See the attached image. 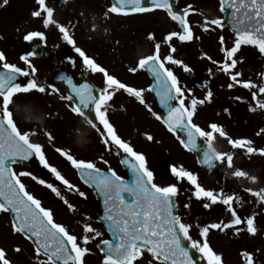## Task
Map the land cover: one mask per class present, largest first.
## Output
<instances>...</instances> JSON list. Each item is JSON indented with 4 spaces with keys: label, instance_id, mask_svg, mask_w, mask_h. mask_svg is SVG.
I'll return each mask as SVG.
<instances>
[{
    "label": "snow or ice",
    "instance_id": "obj_1",
    "mask_svg": "<svg viewBox=\"0 0 264 264\" xmlns=\"http://www.w3.org/2000/svg\"><path fill=\"white\" fill-rule=\"evenodd\" d=\"M9 0H2L0 7L7 5ZM36 8L31 12L33 18H39L43 27L47 29L54 26L60 33V39L71 46L80 57L86 72L101 73L102 86L95 88L88 83L75 84L70 77L60 76L67 85L68 94H64L54 84L39 82L35 77L36 67L29 57L35 56L34 51L20 56L26 65L21 68L16 64L7 62L5 53L0 51V214L10 217L9 227L13 235H19L29 241L32 247V258L35 264H87L86 257L91 253L87 245L102 237L89 223H83L82 235L73 234L69 229L56 222L54 213L45 207L42 201L32 192H29L21 177H31L33 181L49 189L58 197L70 212L76 211L53 184L41 179L29 171L16 172L13 165L29 161L35 157L39 164L55 178L67 191L86 197V193L73 185L61 172L51 165L43 151L42 144L33 142L31 137L35 131H21L15 120L11 106L15 104L18 95H31L40 93L45 96H58L60 101H67V107L74 115L83 118L84 122L100 134V142L106 151L114 146L119 152L125 154L120 163L125 165L132 173V180L125 181L111 167L102 171L91 160L77 159L69 151L56 148L70 166L76 170L81 180L89 188L103 198L104 215L100 218L104 226L111 233L113 239H99L96 247L103 254L100 264H193L189 249H195L206 264H224L222 255L210 246L208 236L211 230L225 232L233 230V235L246 232L254 237L259 234L256 223L257 212L242 217L238 208L244 206L245 200L238 193H225L223 189L215 191L204 188L197 176L183 167L170 166V173L177 181L187 180L191 185L192 197L198 201H206L203 207L208 209L211 205L225 206L230 218L227 222H212L204 226L197 225L200 239H193L192 225L185 223L182 216L177 213L175 198L178 195L176 184L160 185L155 182L153 171L148 167L146 156L127 141L122 139L116 128L110 122L108 112L112 107L117 93L126 94L129 98L143 106L164 128L176 136L180 145L187 151L199 154L198 163L213 168L217 162L226 164L230 175L236 180H247L252 184L258 182L255 175L235 166L234 156L236 150H241L249 159L253 155L264 157V147H255L254 141L248 138H232L228 136L222 125L210 122L207 127H201L196 122L199 108L211 104L214 93L209 86V80H204L201 87L207 89L202 98L193 94L191 88L181 83L175 72L168 65H174L185 73L194 70L174 53L177 49L173 41L181 44L191 43L201 39L193 29L190 16L195 14L203 17L198 24L202 32H212L216 29L223 31L224 20L221 17H209L206 13L194 7L191 3L177 9L174 0H114L102 15L107 21L112 15L128 17L130 15H143L162 11L176 26L163 35L162 40L155 41L153 33L149 32L147 39L153 41V50L148 55H141L135 66L128 68L130 73L146 69L153 78V83L146 89L137 88L121 81L110 74L94 58L88 56L83 49L76 45V41L69 26L60 24L54 18V8L48 6L46 0H34ZM219 11L224 13L231 10L227 21L232 32L231 41H226L223 35L218 36L219 51L223 54L221 60L213 59L207 53H201L205 59L215 66V72L227 77L226 88L233 90L237 87L246 89L251 96L249 111L264 110V72L259 73L260 83L252 79H244L243 71L238 70L239 65L245 62L241 55L245 47L255 49L260 58H264V0H219ZM95 19V18H94ZM71 25V22H70ZM71 27H75L71 25ZM96 25L93 24V28ZM34 38L45 41V34L41 31H29L23 36L25 42ZM162 45L168 49L167 55L161 54ZM69 63L75 64L71 57L66 58ZM213 68L207 69L209 79L215 75ZM18 77H25L26 82H18ZM225 87V85H221ZM145 92L154 93L164 115L153 110L147 103ZM234 101L244 102V98L235 95ZM121 110L126 111L123 105ZM223 112L231 115L229 108ZM94 113V116L92 115ZM220 113H217L219 115ZM100 125L103 129H100ZM183 133V137L177 132ZM48 140L53 137L44 130ZM257 136L264 135V127L256 132ZM219 138L227 141L232 151L218 150L216 144ZM146 140L160 143L147 134ZM202 142V143H201ZM101 162L108 161L100 157ZM250 199L248 203L258 205L264 212V187H243ZM123 193L131 198L126 200ZM185 209L189 203L183 205ZM85 220L88 217L84 218ZM187 242V243H185ZM21 254L23 248L17 244L11 249ZM256 249L255 253H260ZM244 264H257L255 254L249 251L240 253ZM0 264H13L5 247H0Z\"/></svg>",
    "mask_w": 264,
    "mask_h": 264
},
{
    "label": "flooded vegetation",
    "instance_id": "obj_2",
    "mask_svg": "<svg viewBox=\"0 0 264 264\" xmlns=\"http://www.w3.org/2000/svg\"><path fill=\"white\" fill-rule=\"evenodd\" d=\"M15 1L17 3L15 9L6 8L7 5L0 7V51L5 53L7 62L26 68V65L20 60V56L34 51L36 55L29 57V60L37 69L35 78L39 82L45 85L54 84L64 94H68V90L64 81L58 79L62 75L70 77L73 83L77 85L88 83L95 88L102 86L103 75L86 72L80 57L71 46L60 39V33L54 26L45 29L39 18L31 16V12L36 8L34 0ZM0 2L2 3V0ZM113 2L114 0H46L48 6L55 10V20L70 27L76 45L83 49L88 56L94 58L110 74L118 77L121 81L137 88L146 89L153 83L148 71L140 69L133 74L128 71V68L135 66L141 55H148L152 52L153 41L147 39L149 32L154 34L156 42L162 40L164 34L157 30V16L160 15L163 19L167 16L162 11H156L128 17L112 15L107 21H103L104 11ZM189 3L206 13L203 9L204 0H174V6L177 9ZM196 16L203 19L201 16ZM70 22L75 27H71ZM171 23L173 29L176 30V25ZM93 24L96 25L95 28H93ZM29 31L44 32L45 41L34 38L30 42H25L23 36ZM161 54H168L166 45H162ZM67 57L73 58L74 66L68 62ZM208 63L203 65L207 69L210 67ZM168 66L170 67V65ZM174 72L181 83L188 88L187 80L182 79L179 71L175 70ZM26 79L25 77H18V82L24 83ZM145 99L153 107V110L157 111L152 100V93L145 92ZM110 103L112 104L108 112L110 122L122 139L146 156L148 167L154 173L155 182L160 185H177L178 195L175 198L177 212L182 216L185 223L193 226L191 229L193 239H200L197 225L204 226L212 222H227L230 214L227 213L222 204L211 205L205 209L203 203L206 201H198L192 197L191 185L187 180L177 181L170 173V166L183 167L185 170L191 171L206 189L215 191L223 189L225 193L235 192L244 198V206L238 208V212L242 217L251 214L253 211L258 213L256 223L259 234L251 237L246 232L233 235L231 229L225 232L211 230L208 240L213 250L222 255L224 264H244L240 255L242 251L253 252L257 264H264V212L260 211L258 205L248 203V200L254 198L242 191L245 186L264 187V170L255 171L254 169L259 164L264 167V159L259 155H253L249 159L241 150H236L235 166L258 178V182L255 184L247 180L238 181L229 174L231 170L226 167V164L218 162L217 167L213 169L198 166L195 157L184 150L178 140L143 106L126 94L117 93ZM67 104V101H60L58 96L32 93L31 95H18L15 98V104L11 106V110L18 128L21 131L36 132V135H33L31 139L33 142L42 144L48 162L55 166L73 185L85 192L86 197H80L76 193L67 191L65 186L56 181L35 157L29 161L13 165V169L16 172H32L37 177L53 183L62 195L74 205L76 211L70 212L67 206L49 189L37 184L31 177H21L27 190L36 195L45 207L53 211L56 222L65 225L69 231L78 236L83 234V223H89L102 232V237L87 245L91 249V253L86 257L87 264H89L88 259L91 258L97 259L95 264H100L103 254L96 247V244L99 239H113L111 233L100 220L104 215L103 198L93 188H89L83 183L76 170L59 155L56 148L69 151L77 159L91 160L102 171L106 172L108 167H111L123 180L128 182L132 180V173L120 163L125 154L122 152L118 154L119 150L114 146L111 151H106L100 142V134L95 129L90 128L82 117L71 113ZM121 105L126 111L121 110ZM211 112L210 109L208 111L201 110V114H204V120L210 119ZM92 115L94 116V113ZM201 121L198 118L196 122L201 127L206 128L208 123L203 124ZM99 127L101 130L103 129L102 125ZM44 130L53 137L51 141L43 134ZM147 134L152 135L160 143L147 141ZM216 146L218 150L223 152L232 151L223 138L217 140ZM101 156L108 161V164L101 162ZM122 195L130 201L131 198L127 193ZM185 203H189L188 209L183 207ZM85 217L88 219L85 220ZM9 222L7 214H0V247L6 248L13 264H27L32 247L21 236L11 234ZM17 244L23 248L21 254L11 250ZM258 248L261 249V252L255 253ZM195 252L198 255V264H206L201 255L196 250Z\"/></svg>",
    "mask_w": 264,
    "mask_h": 264
},
{
    "label": "rangeland",
    "instance_id": "obj_3",
    "mask_svg": "<svg viewBox=\"0 0 264 264\" xmlns=\"http://www.w3.org/2000/svg\"><path fill=\"white\" fill-rule=\"evenodd\" d=\"M1 3V2H0ZM17 5L15 0H9L6 8L15 9ZM203 9L209 17H221V13L218 8L217 0H204ZM193 25V29L196 35L200 36L201 39L198 41H193L191 43L179 44V41H173V45L176 47L177 51L174 55L182 59L186 64H188L194 71L192 73H185L183 70L177 66L170 65V67L175 71H179L182 79H186L188 88L193 90V94L197 97L202 98L207 89L201 87L204 80H209V86L211 87L214 96L211 104L201 106L199 113L196 117V121L200 118L203 124L210 122H216L223 126L228 136L232 138H248L254 141L255 147H264V135L257 136L256 132L260 128L264 127L261 120H258L255 115L263 114L264 110H258L256 112L249 111V102H251L250 93L243 88L237 87L233 90H228L226 88L227 77L222 73L215 72V66L211 65L205 59H201V53H207L211 55L213 59L221 60L223 54L219 51L218 36L223 35L226 41H231L232 35L226 31H220L216 29L212 32H202L199 23H202L203 19H200L196 15L190 17ZM157 30L166 34L168 31L173 29L172 23L164 17L161 18L160 15L157 16ZM172 28V29H171ZM175 30V29H173ZM245 57V62L239 65L238 70L243 71L244 79H252L256 83H260L259 73L264 72V58H260L255 49L251 47H245L241 53ZM210 65L215 72V75L209 79L207 74V68L203 65ZM225 85V87H221ZM195 91V92H194ZM239 95L244 98V102L234 101L233 96ZM264 98V97H262ZM227 107L230 110L231 115H227L223 112V109ZM203 108V109H202ZM212 110L210 119L208 121L204 120V114L202 111ZM217 113H220L217 115ZM264 159V157H261ZM246 168V167H245ZM257 170H264L262 164L254 168ZM256 174V173H255ZM32 251L29 252V258L27 264H35L32 258ZM87 261V260H86ZM97 261L95 258L88 259L89 264H95Z\"/></svg>",
    "mask_w": 264,
    "mask_h": 264
},
{
    "label": "water",
    "instance_id": "obj_4",
    "mask_svg": "<svg viewBox=\"0 0 264 264\" xmlns=\"http://www.w3.org/2000/svg\"><path fill=\"white\" fill-rule=\"evenodd\" d=\"M218 2H219V0H218ZM230 9L229 10H226L224 13H222V19L224 20V23H225V27L224 28H227L229 31H230V25H228V23H227V21H228V19H229V14H230ZM231 32V31H230ZM232 33V32H231ZM150 76H151V74H150ZM152 77V76H151ZM153 79V78H152ZM153 100H154V102H155V105H156V108H157V110H158V113H160L161 115H164L165 113H164V110H163V108H161V106L159 105V102H158V100L156 99V97H155V94L153 93ZM177 134L178 135H180L181 137H183V133H180L179 131L177 132ZM189 152H191V151H189ZM195 157H196V161H197V163H198V160H199V154L198 153H196V152H191ZM217 164V163H216ZM198 165H200V166H203V167H206V168H208L206 165H202V164H200V163H198ZM125 168H127V167H125ZM213 168H216L215 166L213 167ZM213 168H211V169H213ZM210 169V168H209ZM186 243V242H185ZM189 255L192 257V260H193V264H198V262H197V260H196V257H197V255H196V253L192 250V249H189Z\"/></svg>",
    "mask_w": 264,
    "mask_h": 264
},
{
    "label": "bare ground",
    "instance_id": "obj_5",
    "mask_svg": "<svg viewBox=\"0 0 264 264\" xmlns=\"http://www.w3.org/2000/svg\"><path fill=\"white\" fill-rule=\"evenodd\" d=\"M255 116L256 117H254V118H257L258 120H261L263 122V124H264V115L263 114H257Z\"/></svg>",
    "mask_w": 264,
    "mask_h": 264
}]
</instances>
